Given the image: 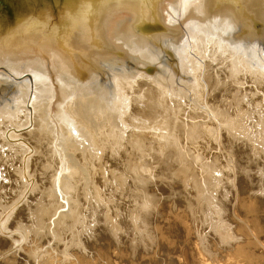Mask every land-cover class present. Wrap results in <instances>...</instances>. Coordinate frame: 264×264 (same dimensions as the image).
Here are the masks:
<instances>
[{
	"label": "rangeland",
	"instance_id": "rangeland-1",
	"mask_svg": "<svg viewBox=\"0 0 264 264\" xmlns=\"http://www.w3.org/2000/svg\"><path fill=\"white\" fill-rule=\"evenodd\" d=\"M142 1L138 2L142 4L139 7L147 5L150 0ZM190 34L186 25L183 26L179 39L184 38L186 46L180 56H173L179 76L164 63L166 59L159 57L147 46L139 47L140 55L134 56V59L139 60L141 55L146 57L144 51L148 49L157 55V60H139L137 62L140 65L134 64V74L122 78L118 76L114 82L117 90L116 109L102 107L101 110L97 108V111L92 112L83 107V113L76 111L71 115L74 126L85 136L80 146L67 141L61 144V137L67 139L65 132L62 129L60 132L58 127L61 134L59 138L57 128L55 130L52 124H49V128L44 126L42 112L39 109L32 111L35 84L31 91L29 84L25 85L29 96L19 108L20 113H12L6 108L0 109V264H93L101 251L106 250L104 245L110 247L114 242L128 256H141L147 239L152 241L153 235L150 233L168 232L174 241L186 243L189 235L186 231L201 230L203 235L214 236L215 232L218 235L220 231L230 228L231 222L233 225H241L246 231L249 228V233L253 232L254 237L262 233L264 47H261V57L252 61L245 56L235 55L232 51L222 50L223 48H218L214 42L208 40H219L216 36L204 33L206 40H203V36ZM200 40L210 44H197L196 41ZM253 44L260 46L255 41L249 45ZM211 48L213 52L219 51L211 56ZM199 53L200 56L197 55ZM221 54L226 56L221 59ZM201 55L205 57L202 59ZM226 58L230 60L227 61ZM180 60H183L181 71ZM222 62L226 64L225 67ZM156 65L167 71V78L163 76V79H153L156 78V73L148 74L144 70L146 66L156 68ZM169 75L174 77V81H169ZM142 79L143 83L149 82V86L140 83ZM162 80L165 84L160 82ZM129 82L132 83L130 86ZM137 82L143 86H138ZM125 86L127 89H123ZM152 86L154 91L151 88L149 91ZM158 86L162 89L156 88ZM171 91L174 92L172 96ZM146 93L149 98L158 95L156 98L160 99L154 102V97L153 100L147 97V105L144 102L146 97L142 100ZM157 101L161 104L163 101V104ZM152 102L155 103L154 108L151 106ZM168 104L172 106L170 109ZM161 107L166 111L161 110ZM154 109L163 111L165 117L162 118V113ZM4 112L9 115L5 113L4 116ZM14 114H19L18 118ZM11 115L14 120H10ZM167 117L170 119H164ZM25 118L29 120L26 121ZM137 118L144 123L140 124L138 121L136 124ZM160 119L167 121L161 123ZM164 123H167V128ZM138 124L140 125L136 127ZM141 125L145 127L140 129ZM237 128L240 130L239 135ZM243 152H246L245 155ZM256 165L262 167L258 169ZM204 183L210 185L211 189ZM204 190L210 191L211 195L207 192L205 194ZM201 193L206 196H201ZM210 196L218 199L215 201ZM242 199L249 207L245 211L251 212L245 217L241 215L242 211L246 213L240 207ZM207 200L215 202L209 203ZM253 209L255 210L252 211ZM234 210L237 214L233 213ZM256 219H260V222ZM242 222H245V226ZM217 225L219 229L222 228L220 231L213 229ZM109 242L113 243L109 245Z\"/></svg>",
	"mask_w": 264,
	"mask_h": 264
},
{
	"label": "bare ground",
	"instance_id": "bare-ground-1",
	"mask_svg": "<svg viewBox=\"0 0 264 264\" xmlns=\"http://www.w3.org/2000/svg\"><path fill=\"white\" fill-rule=\"evenodd\" d=\"M141 1L142 0H105L103 2H100V4L97 6V8L94 11V13H95L94 15H95V17H97V26H95V28H93V29L96 33H98L100 35V37L97 38L98 40L95 43H93L94 35L90 34L91 29L89 28L90 26H89L88 22L80 21L76 17H66L64 15V12L62 9L51 10L52 14L51 15L49 14L47 19L44 18V13L42 11L36 12L35 18H38L36 20L42 19V21L45 22L44 25L50 31V35L52 36L53 40L55 39L54 41L57 43L61 42V40L64 41L65 44L67 45V49H68L69 53L71 54V56L73 58H75V60H77L78 62H81L80 67H83L85 69V71L86 72L88 71V73H89L87 75V78L83 81V84L85 86L75 87V88H70L69 85H68V87H64V86H58L57 87L56 86L53 93L50 89H48V85L46 86V80H44V79L34 78L33 83H29L28 81H22L19 83L13 82V80L20 78L21 73L24 74V73H28L30 71L31 73L35 74L36 76H40L41 74H43L44 72L47 71V68L45 67L44 64H40L37 67H34V66L30 67V65H25L24 69H22V70L19 69L20 65L22 64V62H20V60H19V58L23 54L22 48L26 45L27 46L32 45L33 40L28 35L27 36L26 35L25 36L24 35L18 36V34L15 35V34L4 33L3 32L4 29L8 30L10 28L8 27V24L3 21V19H2L3 17H0V68L6 69L8 72L11 73V75L9 74L10 76H14V77H12V80H8V79L3 78L5 76V74H2V73L0 74V84H2V82H8V83H10L8 85H11V86H8L5 88L0 85V109L6 108V109L10 110V112H12V113L19 112L20 111L19 108L25 104V102H26V100H28V96H29V93L26 91L25 85L29 84V89L31 91L32 85L35 84L34 85V95L32 96V98H33V102H32L33 109H32V111L39 109L40 112H42L43 120L45 123L44 126L48 127L49 124H52L53 127L55 128V130L57 128L56 131L58 133H59V131L61 132V129L63 130V132H65L67 139L64 137L62 138L60 136L61 135L60 133L58 134L59 138L61 137L60 138L61 144H64L67 141V143H72L73 145L80 146L82 139L84 140L83 137H85V136H82L81 132H79L76 129V127L74 126V121L71 119V115L74 114L76 111H79V112L84 111V109L82 110L83 107L87 108L89 111H92V110L97 111L96 110L97 108H98V110H99V108L101 110L102 107L103 108L105 107L108 110H112V109L115 110L117 107L116 106V104H117V90L115 89L114 82L117 80L118 76H120L122 78V77H126L127 75L134 74V73H132V72H135V70H136V66L134 64L136 63V64L140 65V63H138L139 60L145 59V61L148 60L149 62L155 61V59L157 60V55H154L148 49L146 51L143 50L146 54V57L144 55H141L142 58L140 57L139 60L134 59V56L140 55L139 54V52H141L140 48L147 46L145 43L149 42L153 46H160L161 48H164V49H166L165 47H167L168 49H170V51H168L166 49L168 51V53L169 52L172 53V54L170 53V56H168V58H167L166 55L161 54L160 52H156L154 47L152 48V47L147 46L151 50H153L156 54H158L159 57L161 56L162 59H164V57H165L166 60H164V61H166L168 64L166 62H164V63L166 65H168L174 71V73L177 76H179L180 74L176 68V64H175L176 60L173 56L174 55L180 56L183 53L184 47L186 46L184 38H183V40L179 39V37L181 35V30H182L183 26H185V25L187 28V32L191 33L190 35H195L194 33H196V35L203 36V40H206L205 39L206 37L204 38L205 34L211 35V36H216L220 41L217 39L214 40L211 38H208V40L211 42H214L215 43L214 45L217 46L218 48H221V49L223 48L222 50L225 49L228 51H232L233 54L238 55V56H242V57L245 56L247 59H250L252 61L257 60L262 55L261 54L262 53L261 47H264V43L262 42V40L264 39V28L261 29L260 26L254 27V24H257L258 22H260L262 20L264 21V12L262 11L264 8V0H217V1L205 0V2L202 1L203 6L205 8L206 16H207L206 19H209L208 21H206L204 23L203 26L196 23L194 20L182 22V19L184 17L183 14L185 12L184 11V4L187 0H150L148 2V4L146 3L147 5H145V6L143 5V6L139 7V5H142V4H140L138 2H141ZM94 5L95 4L92 5L93 8H94ZM143 7H144V9H143ZM246 9H247V13H242ZM152 11H155V14L156 13L159 14V11H160V15H162L161 18L163 20V24L166 27H168L169 29L171 28L173 31V34H171L170 31L164 32V30L160 31V32L155 31V30L145 32L144 35L142 34L144 37L137 35V34H134L135 32L138 31V28H134V26L131 27L130 25H127L128 21H129V15L128 14L131 13L132 16L130 18L134 19V21L139 22V21H142V19L146 20V18H151ZM201 13H202L201 10H196L195 12L188 11L189 17L200 15V17L205 18V15L201 14ZM227 16L231 17V19H233V20H235L234 17L237 19H240L241 24H239L237 26V25L229 24L227 22L228 20L223 21V22L220 21L221 20L220 18L226 19ZM175 17H176V19H175ZM172 21H174V22L172 23ZM1 25H5V26H1ZM207 29L210 30L211 33H207ZM102 32H106V35L108 36L109 40L113 44L106 42L108 40H107V38L101 36ZM139 32H141V31H139ZM218 33H220L221 35L228 34V36L231 37L232 41H234V42L225 41L222 38H219L217 36ZM243 37H247V38H243ZM171 38L173 39V42H171L169 40ZM142 40H144L143 41L144 43H142ZM176 40H178V41H176ZM203 40H200L199 42L196 41V43L197 44H204V45L210 44L209 42L208 43L205 41L202 42ZM254 41L258 42V44H260V46H258V45L256 46L255 44L249 45ZM115 42L117 43V46L115 45ZM192 44H193V42L191 43V45ZM232 45H234V46H232ZM215 46H213L212 48L216 49ZM192 47L195 49L194 45ZM209 50H210V48H209ZM211 51H212V53H209V52L208 53L210 55L211 54L215 55L216 51L214 50L215 52H213V49ZM203 53H204V51H203ZM193 55H194V53H193ZM197 55L200 56V53ZM224 55L226 56V54H223V56H222V54L220 55L221 59H222V57H224ZM211 56H213V55H211ZM216 56H217V54H216ZM124 57H125V59H123ZM203 57H205V56H203ZM203 57L201 55L200 58L203 59ZM217 57H219V56H217ZM228 58H229V56H228ZM212 59H214V58L212 57ZM221 59H220V62H221ZM192 60H190V61H192ZM199 60H201V59H199ZM229 60L230 59H227V61H229ZM182 61L180 60V71L183 68L181 65ZM225 63H226V61H225ZM256 63H257V61H256ZM225 65L226 64H224V67H225ZM236 65L238 66V64H236ZM147 68L150 70H147ZM243 68H244V65H243ZM64 69L69 70V73L66 75L70 79L69 83H71L72 85L75 83L78 86L79 84L77 82L79 81L78 79H79V74L81 71L79 69H75V68L73 69L72 66H71V68H64ZM132 70H134V71H132ZM144 70L148 74L156 73V78H153V79H157V78L163 79L164 78L163 76L166 77L168 74L167 71L162 66H158V65H156V68H154L153 66H146ZM233 70L235 71V69H233ZM245 70H247L246 67H245ZM188 71H189V69H188ZM237 71H239V70H237ZM249 74H251V73L249 72ZM97 76H99L100 79ZM169 76L171 77L169 79V81H174V77L171 75H169ZM194 76H195V74H194ZM15 77H18V78H15ZM138 77L140 78V76H138ZM145 78H147V77H145ZM143 79L139 82L141 83L143 81ZM41 81H45V83L41 82ZM139 82L136 83L138 86L140 84ZM160 82L164 83L163 80ZM144 83H146L148 85L149 82H144ZM144 83H143V85H144ZM129 84H132V83L129 82L128 85ZM140 85H142V84H140ZM134 86H136V85H134ZM120 87L122 88V86H120ZM126 87L127 86H125V88H123V89H127ZM132 87H133V85H132ZM150 88L152 89L153 86L149 87V91H151ZM156 88H161V87L158 86ZM146 89H147V87H146ZM163 90H164V88H163ZM147 91L148 90H146V92ZM162 92L163 91H161V93ZM165 92H166V90L164 91V94H165ZM171 93H172V91H171ZM173 93L171 94V96L174 95ZM144 94H145V91H144ZM146 95H148V94L146 93ZM146 95L143 96V94H142V96H143L142 100L144 99V97H146L144 99L145 100L144 102H146V104H147L148 102L146 101V99H147V97L149 98V95L148 96H146ZM153 95H154V93H153ZM127 96H128V94H127ZM157 96L156 95H154L152 97L150 96L151 98H149V99L153 100V97H154L155 98L154 102H155V100L160 99V98L157 99L156 98ZM161 96L164 97L163 94H161ZM167 97L165 99H167ZM149 99H148V101H149ZM51 100H53V101H51ZM168 100H169V98H168ZM168 100H166V101H168ZM154 102H152V104ZM161 102L163 104V101H161ZM180 102H181V99H180ZM157 103H160V102L157 101ZM165 103L167 104V102H165ZM152 104H151V106H153V108H154L155 103L153 105ZM144 105H145V103H144ZM168 105L170 106L169 107V109H170L172 106L170 104H168ZM156 106H157V104H156ZM153 108H151V109L153 110ZM154 110L157 111L158 109H154ZM161 110H165L164 107ZM127 112H128V110L126 111V113ZM162 112H158V113H162ZM5 113H6V115H9V114H7V112H4V116H5ZM8 113H9V111H8ZM152 113H154V112H152ZM168 114H170V113H168ZM18 115L14 114V116H16V117ZM24 115H26V114H24ZM125 115L127 116V114H125ZM156 115H157V113H156ZM175 115H177V114H175ZM0 116H2V115H0ZM14 116H12V115L9 116V117H11L10 120L11 119L14 120L13 119ZM160 116L163 118V116H164L163 113ZM27 117H28V113H27ZM109 117H111V116H109ZM128 117H129V115H128ZM7 118L8 117H6V119ZM28 118H25V120ZM34 118H35V116H34ZM118 118H120V117H117V119ZM174 118H175V116H174ZM6 119H5V121H6ZM112 119H114V118H112ZM137 119H136V121H137L136 124L139 121V118H137ZM164 119H170V118L167 117ZM164 119H162V120H164ZM16 120H18V119H16ZM28 120H26V121H28ZM78 120H79V118H78ZM100 120L102 121V119H100ZM133 121H135V119ZM160 121H161V119H160ZM164 121H167V120H164ZM164 121H161V123ZM169 121L171 122V120H169ZM173 121H174V119H173ZM13 122L15 125V121H13ZM13 122H11V123H13ZM18 122H19V120H18ZM112 122H114V121H112ZM153 122H154V120H153ZM9 123H10V121H9ZM143 123L144 122H140V124H143ZM199 123H200V121H199ZM32 124H34V123H32ZM140 124L136 125V127L139 126ZM84 125H86V124H84ZM96 125H99V124L97 123ZM166 125H167V123H166ZM166 125L164 123V126L167 128L168 125L167 126ZM143 126L144 125H141L140 129ZM156 126H158L157 123H156ZM170 126H169V128H170ZM46 127L44 129H46ZM58 127H59V131H58ZM227 128L230 130L228 125H227ZM34 129H35V127H34ZM170 129H172V127ZM237 130H236V132H238L237 134L239 135L240 130L238 128H237ZM196 131H197V129H196ZM232 131H233V129H232ZM161 132H163V131H161ZM28 133H29V131H28ZM169 134H171V133H169ZM200 135H201V133H200ZM10 137H12V135ZM161 137L163 138V134ZM194 137H196V136H194ZM174 138H177V137H174ZM180 148H182V147H180ZM94 151H95V149H94ZM237 153H239V152H237ZM245 153L243 155H245ZM259 154H258V156H259ZM262 156H263V154H262ZM240 158H242V157L240 156ZM88 160H90V159H88ZM257 160H259V159H257ZM256 163H258V162H256ZM258 165H256L258 169H259V167H262L261 165L258 167ZM199 166H200V164H199ZM205 166L206 165H204V167ZM213 168H214V166H213ZM201 170H203V169H201ZM260 171H261V168H260ZM216 173H217V171H216ZM185 174H186V171H185ZM202 175H203V173H202ZM261 175H262V173H261ZM218 176H220V175H218ZM213 178H216V177H213ZM200 180H202V179H200ZM202 186L203 185L201 184L200 188ZM207 187L210 188V185H208ZM213 188H214V186H213ZM214 190H215V188H214ZM206 192H207V194H210L209 193L210 191H205V194H206ZM197 193H199V191ZM202 193H201V196L204 195V194L202 195ZM212 195H214V194L212 193ZM204 196H206V195H204ZM256 196H258V195H256ZM198 197H200V193L198 194ZM210 197L214 198L215 196L214 197L210 196ZM218 197H219V194H218ZM204 198L206 199V197H204ZM212 198H210V199H212ZM215 199H218V198L216 197V198H214V200ZM257 199H258V197H257ZM262 199L263 198H261V201L264 203V200H262ZM209 201H213V200H209ZM215 201H213V203ZM242 201H243V199H242ZM249 203H251V202H249ZM245 204H246V202L243 201V203L240 206L242 209L244 208V211L246 208H249ZM212 207L213 206H211V208ZM260 207H262V206H260ZM217 208H218V206H217ZM247 210H249V209H247ZM254 210L255 209H253L252 211H254ZM137 211H139V210H137ZM233 213H236V211ZM250 213H251L250 211H247L246 213H244L242 211L241 215L243 217H245ZM239 214H240V212H239ZM254 214H255V212H254ZM250 216H252V215H250ZM261 216H263V214H261ZM246 219H248V217ZM244 220H245V218H244ZM249 220H251V219H249ZM256 220H259V222H260V219H256ZM245 222H247V221H245ZM245 222H242V225ZM250 222H252V221H250ZM218 225H219V223H218ZM218 225L216 227L214 226L215 228L213 227V229L216 231H220L222 229L221 228L222 226H220L221 229H219ZM221 225H222V223H221ZM226 225H228V224H226ZM230 225H231V227L230 228L227 227L226 231H220L219 232L220 235L219 234L217 235V233L215 232V235H214L215 237L209 236V234L203 235L201 230L200 231L195 230V232L193 230H191V232L186 231L190 235V236L187 235L188 238L186 240V243L174 241L168 232H166V233L158 232V234H154V232L150 233L153 235L152 241L147 239V241H146L147 243L144 242L146 244H144V246H143L142 253H141L143 255H141V256H138V254H136V255L132 254V255L128 256L126 251H124L123 248L118 245V243L114 242V244H112L113 242H109V245L110 244H112V245L110 247H106L104 245L106 250L104 249V251H101V253L99 252L100 254H99L98 258L96 256H93V257H96L97 259L96 260L94 259L95 262L94 263L92 262V263L93 264H264V230H262V233L259 236L254 237V233L253 232L249 233V231H248L249 230V228H248L249 224L248 223H247L248 226H246L248 228V230H247L248 232L245 229H243V227L241 225L240 226L239 225L237 226V224L233 225L232 222L230 223ZM252 225H254V224L252 223ZM244 226H245V224H244ZM254 229L255 228H253V230ZM147 231H148V229H147ZM145 232H146V230H145ZM155 232H157V231H155ZM146 233H148V232H146ZM256 233H257V231H256ZM146 235L148 236V234H146ZM144 236H145V234H144ZM148 237H150V236H148ZM220 237H222V238H220ZM256 238L262 239V241L260 242ZM82 239H83V237H82ZM111 240H113V239H111ZM96 255H98V253ZM79 256H80V254H79ZM139 257H141V258H139ZM12 258H13V256H12ZM79 258H81V257H79ZM5 259H7V258H5ZM45 259H46V257H45ZM66 259H67V257H66ZM88 263H89V259H88ZM60 264H61V262H60Z\"/></svg>",
	"mask_w": 264,
	"mask_h": 264
},
{
	"label": "water",
	"instance_id": "water-1",
	"mask_svg": "<svg viewBox=\"0 0 264 264\" xmlns=\"http://www.w3.org/2000/svg\"><path fill=\"white\" fill-rule=\"evenodd\" d=\"M103 1L105 0H0V17H3V21L7 23L8 27L10 28L8 30L2 29L3 32L15 35L18 34V36L28 35L33 40L32 45H26L22 48L23 54L19 58L22 64L20 65L19 69H24L25 65H30V67H37L40 64H44L47 68V71L41 74L40 76H36L30 71L24 74L21 73L20 78L15 77L18 79L13 80V82L19 83L22 81H28L29 83H33L34 78L44 79L46 80V86L48 85V89H50L52 93L56 86L68 87L69 85L70 88L85 86L83 84V81L87 78V75L89 74L88 71L86 72L83 67H80L81 62H78L77 60H75V58L71 56L64 41L61 40V42L57 43L54 41L55 39L53 40L52 36L50 35V31L44 25L45 22L42 21V19L36 20L38 18H35V14L36 12L42 11L44 13V18L47 19L49 14H52L51 10L62 9L66 17H76L80 21L89 23V28L91 29L90 34L94 35L93 43H95L98 40L97 38L100 37V35L96 33L93 29L95 28V26H97V17H95L94 11L100 4V2ZM202 1L205 2V0H190L189 2H185V12L183 14L184 17L182 19V22L194 20L196 23L203 26L204 23L209 20L206 19L207 16ZM93 4H95L94 8L92 7ZM196 10H201V14H204L205 18L200 17V15L198 14V16L189 17L188 11L195 12ZM262 11L264 12V8ZM242 13H247V9ZM128 15L129 21L127 25H130L131 27L134 26V28H138V31L134 34L143 36L145 32L151 30H155L158 32L163 30L164 32L170 31V33L173 34L172 29H169L163 24V20L161 18L162 15H160V11L159 14H155V11H152L151 18H146V20L142 19V21L139 22L134 21V19L130 18L132 16L131 13ZM220 19V21L222 22L228 20L227 22L232 25L238 26L239 24H241V20L235 17V20L231 19V17L229 16H227L226 19ZM258 26L263 29L264 21L262 20L257 24H254V27ZM207 33H211L210 30L207 29ZM101 36L107 38V43L113 44L106 35V32H102ZM217 36L225 41L234 42L232 41L231 37L228 36V34L221 35L220 33H218ZM169 40L173 42L172 38ZM143 41L144 40H142V43H144ZM262 42L264 43V39L262 40ZM145 44L149 47H154L156 52H160L161 54L166 55L167 58L168 56H170V53H168L166 49L161 48L160 46H153L149 42ZM115 45L117 46L116 42ZM123 59H125V57ZM71 66L73 69L75 68L79 69L81 72L83 71L79 74V81L77 82L79 84L78 86L75 83L73 85L69 83L70 79L66 76L69 73V70L64 68H71ZM147 70L150 69L147 68ZM1 73L5 74V76L3 77L4 79L12 80V77H14L10 76L11 73L8 72L6 69L0 68V74ZM41 82L45 83V81ZM8 84L10 83L2 82V84L0 85L4 88L11 86Z\"/></svg>",
	"mask_w": 264,
	"mask_h": 264
}]
</instances>
